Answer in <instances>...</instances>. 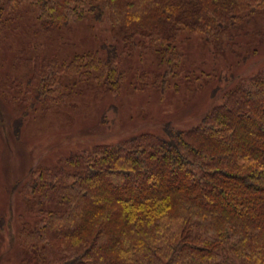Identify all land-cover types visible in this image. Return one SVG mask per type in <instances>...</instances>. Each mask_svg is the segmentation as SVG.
Segmentation results:
<instances>
[{
	"label": "trees",
	"instance_id": "1",
	"mask_svg": "<svg viewBox=\"0 0 264 264\" xmlns=\"http://www.w3.org/2000/svg\"><path fill=\"white\" fill-rule=\"evenodd\" d=\"M23 4L36 8L44 32L107 20L114 42L67 64L24 57L30 77L12 82L14 101L25 106L16 134L38 106L75 92H117L126 78L121 48L128 56L137 48L152 53V87L163 90L180 73L181 35L199 36L214 54L229 51L242 63L250 50L242 54L240 41L264 19V0H0V32ZM261 36L251 54L264 45ZM2 79L4 97L9 83ZM163 133L40 167L20 189L34 215L19 231L22 263L264 264V67L228 90L196 127L168 125Z\"/></svg>",
	"mask_w": 264,
	"mask_h": 264
},
{
	"label": "rangeland",
	"instance_id": "2",
	"mask_svg": "<svg viewBox=\"0 0 264 264\" xmlns=\"http://www.w3.org/2000/svg\"><path fill=\"white\" fill-rule=\"evenodd\" d=\"M14 15L15 21L0 32V77L9 83L6 98L0 94V264H23L19 231L34 215L20 189L40 167L55 166L74 153L117 145L135 135L164 134L168 125L180 130L196 127L224 102L228 90L264 67V45L251 54L264 35V19L260 30L251 29L253 33L240 41L242 54L250 50L249 60L242 63L229 51L214 54L199 36L189 39L181 35L178 49L184 57L180 73L163 90L152 87L158 64L155 56L140 48L128 56L121 48L126 78L117 92L79 95L75 90L64 102L52 101L31 110L16 134V120L25 106L14 101L18 84L12 82L25 85L30 77V68L21 62L24 57L67 64L76 55L97 51L107 39L114 42V37L107 20L72 21L62 29L44 32L32 5L23 4ZM143 71L148 79L142 77ZM219 74L224 78L220 80ZM145 82L149 87L143 90L140 85Z\"/></svg>",
	"mask_w": 264,
	"mask_h": 264
}]
</instances>
